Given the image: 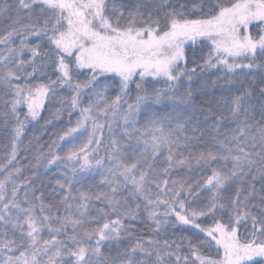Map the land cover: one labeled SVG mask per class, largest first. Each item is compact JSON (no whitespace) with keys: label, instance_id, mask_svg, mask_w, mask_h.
<instances>
[{"label":"snow or ice","instance_id":"snow-or-ice-1","mask_svg":"<svg viewBox=\"0 0 264 264\" xmlns=\"http://www.w3.org/2000/svg\"><path fill=\"white\" fill-rule=\"evenodd\" d=\"M205 7L203 3H193L186 10L187 5L182 3H162L153 11L137 5L125 14L115 0L111 3L110 0H16L15 9L7 2L0 4V20L11 21L0 42L8 44L14 36L23 37L19 48L9 47L7 55L0 53L3 62L0 84L9 97L3 101L9 109L3 115H11L15 121L7 163L0 165V169L16 160L26 122L40 116L46 101L58 100L62 107L56 109L55 115L66 111L70 125L55 134L48 151L37 159L45 168L64 166L70 170V175L68 171L64 173V181H56L58 188L64 190L57 204H45L42 195L33 194L30 198L27 191L20 197L21 184L31 187L30 178L20 183L13 181L9 198L6 182L20 168H14L0 180V234L5 236L0 240V264H261L264 261V105L261 118L255 120L252 109L246 106L250 93L233 96L228 117H217L216 124L227 118L237 122L236 128L223 136L217 128L212 147L205 150L193 151L190 145L198 137L184 135L186 129L181 124L175 129L167 127L168 117L151 114L140 125L142 109H147L151 101L159 103L167 91L178 90L182 78L191 81L197 68L203 72L223 67L228 73L237 69H264V64L256 62L258 53L264 58V0H229L228 6L217 0L207 6L206 13ZM35 9H39L40 16L33 17ZM161 11L162 16L156 14ZM193 11L201 18L190 19ZM251 28L256 29L255 36ZM28 37L38 42L29 46L25 42ZM41 38L48 44L44 51ZM208 41L210 50L200 57L199 63L193 58L194 66L188 68L186 45L193 47ZM25 51L30 53L27 60L23 59ZM237 59L250 62L237 63ZM48 68L57 73L56 79L19 83L22 78L44 76ZM81 70L90 73L84 80L76 79ZM110 74L119 77V93L115 97H109V85L101 83ZM149 77L164 78L168 89L149 92L145 87ZM132 83L137 94L129 103ZM65 89L70 95L57 97L56 93ZM190 96V92L186 93L185 101ZM21 105L27 107L23 120L18 112ZM77 110L79 117L71 126V115ZM211 111L209 108L208 112ZM105 127L109 142L105 146L106 155H101ZM84 133L87 138L80 146L59 154L61 142H72ZM180 148L188 154L179 152ZM164 150L167 155L163 163L167 166L157 168V158ZM193 163L200 168H211L212 164L218 167L211 168V175L194 183L153 178L167 175L175 167L191 169ZM97 169L102 170L100 183L107 185L108 191L77 187L84 174ZM257 182L260 189L256 188ZM233 184L239 185L234 197L227 204L221 203V193ZM200 190L211 192L207 203L199 210L186 207L188 197H199ZM122 191L128 195H121ZM257 197L259 203L254 204ZM96 202L105 207L97 209V217H90V206ZM141 204L154 225L153 236H159L169 218L174 217L177 224L192 225L205 233V239L195 243L187 239L186 255L182 247L186 238L170 241L150 236L136 238L118 259L104 256L102 244L119 241L122 234L132 237V222L138 219ZM161 205L165 208L163 213L156 210ZM250 207L260 211L261 218L253 215ZM226 209L228 221L224 223L216 216ZM209 216L213 219L211 225L202 227L196 223L198 218ZM86 223L96 226L88 228ZM9 226L14 233L12 239L7 238ZM69 226L71 234L67 231ZM241 228L246 234L241 233ZM44 229L49 230L50 238L41 236ZM61 235L64 239H60ZM209 245L222 248L223 257L202 255ZM137 252L144 259H135Z\"/></svg>","mask_w":264,"mask_h":264},{"label":"trees","instance_id":"trees-1","mask_svg":"<svg viewBox=\"0 0 264 264\" xmlns=\"http://www.w3.org/2000/svg\"><path fill=\"white\" fill-rule=\"evenodd\" d=\"M7 2L11 4L13 9L16 7V0H0V4ZM112 0H110V3ZM217 0H115V3L122 7L125 14L129 10H134L137 5H143L144 8L155 11L156 5L162 3L177 4L182 3L187 5V9H191L193 3H203L205 7V13L207 12V6L216 3ZM219 3L228 6L229 0H219ZM144 8L141 10L143 11ZM164 9L163 11H167ZM163 11L156 13L157 15L162 16ZM15 15V12H13ZM21 16L24 13H20ZM33 17L40 16L39 9H35L32 13ZM50 15V13H48ZM43 18V17H41ZM190 19L201 18L199 14L195 11L189 16ZM123 22V21H122ZM11 21L9 19L0 20V36L6 34L5 30L9 28ZM250 31L255 36L256 29L251 28ZM23 39L22 36H14L12 40L5 44L0 42V53L7 55V49L9 47L19 48L20 41ZM205 39L206 38H202ZM29 46L35 45L38 41L34 37H28L25 41ZM42 44L41 51L47 49V41L41 38L39 41ZM191 44V42H189ZM210 50V41L205 44H197L193 47L186 45V54L188 56V68H192L194 65L192 63L193 58L196 59L197 63L200 62V57L203 54H206ZM30 57V53L25 51L23 59L27 60ZM246 61V62H245ZM248 63V60H241L239 63ZM256 62L264 64V58L257 55ZM2 61H0V66H2ZM183 67V65H181ZM244 72L240 69L235 70L232 73L226 72L223 67L219 69H209L206 71H200L197 68L196 74L192 77L191 81H188L187 77L182 78L177 85L178 90L167 91L166 95L161 99L159 103L151 101L147 109H142V115L139 117L140 125H143L145 120L151 114H157L161 117H168L169 121L166 122L167 127L175 129L177 124L184 125L186 131L183 133L187 136H196L198 139L190 148L193 151L205 150L208 147H212L213 140L212 138L217 134V128L221 136L230 134L237 126V122L232 119H225L219 125L216 124V118L223 115L228 117V110L231 104V99L235 95H239L244 92L250 93L246 101V106L252 109L253 117L255 120L261 118L262 105H264V95H262V90H264V69H243ZM27 71H31V68H27ZM57 73L53 71L52 68L46 69V74L41 76L36 75L35 78H22L19 83H29L35 84L39 81L47 82L48 78L56 79ZM90 73L87 70H81V73L76 76V79L84 80ZM107 82L109 85L108 96L115 97L119 93V77L110 74L109 79H103L101 82ZM17 81H13L16 83ZM111 83V84H109ZM106 84V83H105ZM145 87L149 92H152L154 89H168V83L164 78H147L145 81ZM130 94L128 97V102L132 103L134 97L137 94L135 90V84H130ZM190 92L191 96L185 101V94ZM57 97H68L70 92L65 89L63 91H58L56 93ZM171 97V98H169ZM6 95L5 87L0 84V158L4 157L10 152V142L13 136V127L15 124L14 119L11 115L5 116L3 113L8 112L9 109L5 107L3 101L8 99ZM61 104L58 100H48L45 102L44 108L40 116L36 120H29L26 122L23 135L21 140L18 142V151L16 160L13 161L8 168V171H13L14 168H20L21 171L19 174V180H25L30 178L31 187H26L21 184V189L27 191L29 194H34L35 196H41L45 204H57L61 195L64 191L59 189L56 185V179L58 178L61 181L58 174V167H50L48 169L39 170L37 172V159L39 154L44 150H48V145L52 140L56 139L57 133H60L63 129L69 127V116L67 112L62 110L61 114L57 117L55 115L56 109L61 108ZM211 108V113L208 112V109ZM20 114V119L23 120L24 114L27 112V108L24 105H21L18 108ZM79 117V112L74 111L71 115L72 125L74 126L75 121ZM106 123V122H105ZM194 129L198 131H193ZM202 134V135H201ZM119 138V137H118ZM109 142V137L107 134V127L104 131V143L100 148V154L106 155L105 146ZM127 143V141H124ZM214 151H219L218 147H213ZM179 152H183L184 155H187L188 152L184 148L178 149ZM167 155L166 150L157 158L156 167L164 168L167 165L163 163L164 156ZM107 163V162H106ZM218 165L212 164L211 168H216ZM211 168L208 167H197L193 163L191 169L187 167H175L171 169L169 174H161L157 177L160 181L165 179L171 182L172 180L178 181H187L188 183H194L195 181L201 180L204 177L211 175ZM102 170L97 169L89 174L90 181L85 182V185L91 188L98 179L97 176L101 175ZM84 174V181L87 176ZM4 175L0 174V180L4 179ZM86 179V180H87ZM94 180V181H93ZM239 187L237 184H233L232 187L228 189L227 192H222L221 203L227 204L228 199L234 197L236 188ZM260 183H256V188L260 189ZM187 196V193L184 194ZM211 195V192L208 190H200L199 197H188L186 200V207L199 210L205 203H207L208 197ZM254 204L259 203L257 197L253 201ZM143 204H141V209ZM95 213L98 214L97 209L100 206L95 207ZM163 210L165 211L164 206L162 205ZM179 210V209H177ZM253 215L261 218V213L255 207H250L249 209ZM225 212H218L216 218L221 219L222 222L227 223L228 215ZM99 215V214H98ZM114 218V217H113ZM170 224L161 229L159 236H153L152 229L154 225L152 221L148 219L145 213L139 215L136 221H133L134 231L132 237H128L122 234L121 239L127 243H135L136 238L147 239L150 236L156 239H168V240H178V238L183 237L185 239L184 254H187L186 244L187 239H191L193 243L205 239V233L201 232L199 229L195 228L192 225H180L177 224L174 217L169 218ZM127 223V222H126ZM196 223L200 224L202 227L209 226L213 223L212 217H200L197 219ZM248 232H251V222H248ZM259 227V226H258ZM241 233H244V229L241 228ZM179 242V241H178ZM205 256H212L215 259H220L223 257V249L218 248L215 245H209L205 248L202 253ZM154 260L155 257H152ZM259 259V258H256ZM261 264H264V261H261Z\"/></svg>","mask_w":264,"mask_h":264},{"label":"rangeland","instance_id":"rangeland-1","mask_svg":"<svg viewBox=\"0 0 264 264\" xmlns=\"http://www.w3.org/2000/svg\"><path fill=\"white\" fill-rule=\"evenodd\" d=\"M239 61H241V59H237V63H239ZM246 62V61H245ZM244 62V63H245ZM240 71L242 72H244L245 70H241L240 69ZM101 83H103V84H108L107 82H101ZM109 84H111V83H109ZM107 95H108V93H107ZM25 107H26V105H24ZM27 108V107H26ZM42 112V111H41ZM105 129H106V127H105ZM105 129H104V131H105ZM90 130V129H89ZM86 138H87V133H84L83 135H79L78 136V138L76 139V140H74V141H72V142H61L60 143V146H59V148L57 149L58 150V152H59V154H61V155H64L66 152H67V150L70 148V147H72V146H80V144H82L85 140H86ZM48 150H44L43 152H47ZM10 153V152H9ZM8 153V154H9ZM8 154H6L4 157H1L0 158V165H4V164H6L7 163V160H6V157H7V155ZM41 154V153H40ZM40 154H39V156H40ZM13 164V163H12ZM9 166L10 165H8L7 166V168H3V169H0V174H2V175H4V176H6L7 174H8V168H9ZM51 167H58L59 169H58V174L57 175H59L60 176V179H61V181H64L65 180V175H64V173L66 172V171H68L69 172V175H70V170H68V169H66L64 166H51ZM48 168H50V167H48ZM48 168H45L44 167V165H43V162H41V163H38L37 162V167H36V169H37V172H39V170H43V169H48ZM19 174L17 173V172H13V175H12V178H11V180H9V181H7L6 182V195L10 198V196H11V189H12V186H13V181H15L16 183H19L18 182V180H19ZM90 176H89V174H87V176L85 177L86 179L87 178H89ZM97 180H96V183L91 187V188H93V189H99L100 191H108V186L107 185H105V184H101L100 183V181H101V179H102V175H99V176H97ZM84 180V181H82L81 182V184L80 185H78L77 187H83L85 190H87V189H89V186H87V185H85V182H88V181H90L89 179H87V180ZM157 179V178H156ZM157 180H159V179H157ZM56 181H59L58 180V178L56 179ZM94 181V180H93ZM160 181V180H159ZM64 191V190H63ZM156 191V189L155 188H153V192H155ZM24 193H25V191H23L21 188H20V192H19V196L20 197H23V195H24ZM121 195H123V196H127L128 195V193L127 192H124V191H122L121 192ZM31 196H32V194H29V197L31 198ZM154 198V197H153ZM130 203L132 202V201H129ZM97 206H100V208L101 207H105V205L104 204H102V203H99V202H96L93 206H90V209H89V213H88V215L90 216V217H97L98 216V214H96L94 211H95V207H97ZM157 211H159V212H161V213H163L164 212V210H163V208H162V205L158 208V209H156ZM142 213H145V215L147 216V212L144 210V207H142V209H140V214H142ZM37 214H39V213H37ZM60 214H63V209L61 208V210H60ZM139 214V215H140ZM148 217V216H147ZM170 224V221H169V223H168V225ZM167 225V226H168ZM54 226H56L55 224H54ZM96 225H95V223H86V225H85V227H88V228H91V227H95ZM166 226V227H167ZM165 227V228H166ZM163 229V228H162ZM67 231H68V234H71V232H72V229H71V226H69L68 227V229H67ZM13 236H14V233H13V230L11 229V227L9 226V228L7 229V238L8 239H12L13 238ZM41 236L44 238V239H48V238H50L49 237V230L48 229H44L42 232H41ZM17 238H18V234H17ZM5 239V236L3 235V234H0V240H4ZM60 239H64V236L63 235H61V237H60ZM93 244H94V241L92 242ZM133 243H127V242H124V241H122V240H119V241H111V242H105L104 244H102V246H101V250H102V252H103V254H104V256H106V257H112V258H119V254L120 253H122V252H124V250L125 249H127L130 245H132ZM8 255H18V253H16V252H8ZM135 259H137V260H142V259H144V257H143V254H141V253H139V252H137L136 254H135V257H134ZM66 259H68V258H66Z\"/></svg>","mask_w":264,"mask_h":264}]
</instances>
